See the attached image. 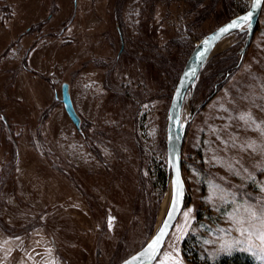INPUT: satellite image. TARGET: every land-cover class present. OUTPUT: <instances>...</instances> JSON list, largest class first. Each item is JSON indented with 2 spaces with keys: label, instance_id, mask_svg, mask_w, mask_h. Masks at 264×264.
<instances>
[{
  "label": "rangeland",
  "instance_id": "374dc122",
  "mask_svg": "<svg viewBox=\"0 0 264 264\" xmlns=\"http://www.w3.org/2000/svg\"><path fill=\"white\" fill-rule=\"evenodd\" d=\"M251 2L0 0V264H117L147 243L184 64ZM247 36H225L188 90L186 200L152 264H264V3Z\"/></svg>",
  "mask_w": 264,
  "mask_h": 264
},
{
  "label": "water",
  "instance_id": "95a60500",
  "mask_svg": "<svg viewBox=\"0 0 264 264\" xmlns=\"http://www.w3.org/2000/svg\"><path fill=\"white\" fill-rule=\"evenodd\" d=\"M263 3L264 0H252L248 10L235 17H232L230 20L226 21L218 28L207 34L205 38L201 39L194 46L193 50L188 56L173 92L168 109L167 161L172 178V195L169 206L162 222L151 238L147 241V243L141 249L129 255L127 258L117 264H128V262H131V264H152L164 245L169 233L173 229L186 200V184L182 175L181 155L186 133V123L183 122V106L188 90L194 84L201 69L211 57L216 45L225 36L235 31H246L248 36L245 47L248 46L252 35L254 34ZM244 16H249V19L247 21L242 20L241 18ZM233 21H237L239 26L229 28L226 32H221V29L226 28ZM62 103L65 111L77 130L82 132L81 117L79 116L73 104L70 93V84L67 81L62 83ZM3 119L5 120L4 117ZM177 182L180 186V194L178 196L176 195ZM174 198L176 199L175 205L173 203ZM162 230L164 235L162 236L161 244L158 251L153 254L151 250H148V246L161 233ZM133 257L136 259L133 260Z\"/></svg>",
  "mask_w": 264,
  "mask_h": 264
},
{
  "label": "snow or ice",
  "instance_id": "6c2138e0",
  "mask_svg": "<svg viewBox=\"0 0 264 264\" xmlns=\"http://www.w3.org/2000/svg\"><path fill=\"white\" fill-rule=\"evenodd\" d=\"M241 19L244 20V21H247L249 19V16H244ZM238 26H239V24L237 23V21H233L226 28L221 29V32H226V31H228L229 28L238 27ZM179 194H180V186H179V183L177 182V192H176V195L178 196ZM173 203L175 205V203H176V199L175 198H174ZM187 215H188V213H185V216H187ZM252 215L255 216V212H253ZM163 235H164V233H163V230H162L161 233L152 241V243L149 244L148 250H151L153 254H155L158 251L159 246L161 244V239H162V236ZM261 238L264 239V235H262ZM135 259L136 258L133 257V260H135ZM128 264H131V262H128Z\"/></svg>",
  "mask_w": 264,
  "mask_h": 264
},
{
  "label": "trees",
  "instance_id": "16d2710c",
  "mask_svg": "<svg viewBox=\"0 0 264 264\" xmlns=\"http://www.w3.org/2000/svg\"><path fill=\"white\" fill-rule=\"evenodd\" d=\"M0 11H4L5 12V16L7 18L11 17L12 11H11V9L9 7L4 6V7L0 8ZM45 23L46 22H44V21L39 22L35 26L28 28V30H31L32 28H42L45 25ZM151 43H152V41H151ZM234 58H233V60L231 59V61L229 63L230 64L229 66H234L236 64L237 59H236V57H234ZM84 133H86V131ZM15 152H16V153H14L15 157L13 156V160L11 161V167H10V172H9L10 174H12V172H14V169L16 167L15 165H16V160H17V155H18L17 154V149H15ZM10 174H8V175H10ZM160 175H161L160 177H161L163 183H166V180L168 178V173L167 172H160ZM245 263L246 262H244L243 264H245Z\"/></svg>",
  "mask_w": 264,
  "mask_h": 264
},
{
  "label": "bare ground",
  "instance_id": "6f19581e",
  "mask_svg": "<svg viewBox=\"0 0 264 264\" xmlns=\"http://www.w3.org/2000/svg\"><path fill=\"white\" fill-rule=\"evenodd\" d=\"M222 45V43H218L217 45H216V47H215V49L214 50H216L218 47H220ZM167 205H168V203L166 202V204L162 207V210H161V214H163L164 215V213L163 212H165V210L167 209L166 207H167Z\"/></svg>",
  "mask_w": 264,
  "mask_h": 264
},
{
  "label": "crops",
  "instance_id": "0c3cea01",
  "mask_svg": "<svg viewBox=\"0 0 264 264\" xmlns=\"http://www.w3.org/2000/svg\"><path fill=\"white\" fill-rule=\"evenodd\" d=\"M11 19H12V18H11ZM11 19H10V20H11ZM8 21H9V20H8ZM8 21H7L6 23H8Z\"/></svg>",
  "mask_w": 264,
  "mask_h": 264
}]
</instances>
